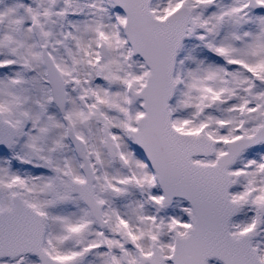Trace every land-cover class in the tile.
I'll list each match as a JSON object with an SVG mask.
<instances>
[{
	"label": "snow or ice",
	"instance_id": "snow-or-ice-1",
	"mask_svg": "<svg viewBox=\"0 0 264 264\" xmlns=\"http://www.w3.org/2000/svg\"><path fill=\"white\" fill-rule=\"evenodd\" d=\"M0 264H264V0H0Z\"/></svg>",
	"mask_w": 264,
	"mask_h": 264
}]
</instances>
